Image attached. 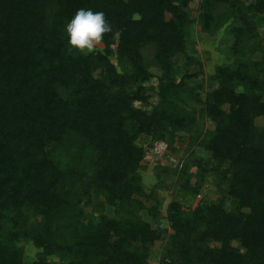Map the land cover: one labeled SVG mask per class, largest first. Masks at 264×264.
I'll use <instances>...</instances> for the list:
<instances>
[{"label": "trees", "instance_id": "16d2710c", "mask_svg": "<svg viewBox=\"0 0 264 264\" xmlns=\"http://www.w3.org/2000/svg\"><path fill=\"white\" fill-rule=\"evenodd\" d=\"M193 2L0 0V264H26L23 242L30 264H150L166 183L158 167L145 192L152 145L139 139L171 149L181 133L157 264H264V0ZM82 8L120 37L70 52L65 25ZM195 27L223 30L233 59L204 89L191 86L204 76ZM209 183L220 201L185 210Z\"/></svg>", "mask_w": 264, "mask_h": 264}, {"label": "rangeland", "instance_id": "374dc122", "mask_svg": "<svg viewBox=\"0 0 264 264\" xmlns=\"http://www.w3.org/2000/svg\"><path fill=\"white\" fill-rule=\"evenodd\" d=\"M192 7L193 9L196 8V3L198 0H193ZM195 15V12L192 13ZM193 39L195 40L194 48L196 50L197 57L201 60L203 64V72L204 76L195 77L194 81L191 83V86L194 84H202V88H207V76L213 74L214 69L219 65H226L232 62V58L228 55V47L230 45V41L225 40V34L223 30L219 31L214 36H208L206 34L201 33L198 30V27L193 29ZM103 48L102 43L95 49L101 50ZM254 60L264 61V54L255 53L253 56ZM111 61L115 63V59L111 58ZM153 76H156L157 70L151 68ZM198 69L196 67L190 68V73H196ZM149 84L156 85V78L150 80ZM201 90V92L203 91ZM204 93H202L203 97ZM155 96L152 95V99L150 100L151 103L155 102ZM138 105V103L136 104ZM262 123V119H258L256 124ZM206 127H210V123L206 122ZM140 145L145 148H148V145L151 144L152 148H148V153L143 161V170L140 171V175L142 178V185L145 188V192H149L154 184L157 182L156 178V170L160 167V172L164 174L162 177L165 179L166 186L164 190H160L157 193L158 200L161 201V211L159 217V230L165 231L162 235L163 239L157 241L153 247L151 248V254H153V259H151L150 264H157V259L159 258V252L162 246L165 245L166 238L170 233L168 228V223L165 219L166 217V208L168 203L171 201L174 194L177 192L176 186V170L178 165H181L183 160L188 156V146H189V139L188 136L185 134H178L177 138L172 145V148L169 149L166 143H153L150 140L145 138L139 139ZM164 187V186H163ZM202 198L213 200V201H220L221 195L211 187V184H207L202 193L196 197L195 199L191 200L188 204L184 206L185 210L193 209L198 201ZM106 214L108 216H112V208L107 207ZM143 219L149 221L148 216L145 212L141 213ZM21 246L24 250V261L26 264H30L36 255V249L30 244L23 242ZM52 261L58 262L56 257H51Z\"/></svg>", "mask_w": 264, "mask_h": 264}, {"label": "clouds", "instance_id": "9594fccd", "mask_svg": "<svg viewBox=\"0 0 264 264\" xmlns=\"http://www.w3.org/2000/svg\"><path fill=\"white\" fill-rule=\"evenodd\" d=\"M109 33H113V28L103 11L79 9L65 25L69 51L80 54L94 51ZM120 35L119 31L113 33L114 38H119Z\"/></svg>", "mask_w": 264, "mask_h": 264}]
</instances>
